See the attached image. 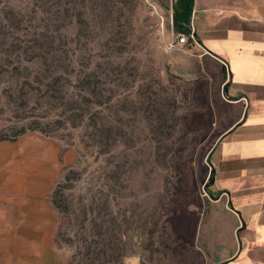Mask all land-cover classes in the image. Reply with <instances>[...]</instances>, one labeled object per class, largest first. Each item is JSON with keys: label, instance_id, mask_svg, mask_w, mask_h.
<instances>
[{"label": "rangeland", "instance_id": "obj_1", "mask_svg": "<svg viewBox=\"0 0 264 264\" xmlns=\"http://www.w3.org/2000/svg\"><path fill=\"white\" fill-rule=\"evenodd\" d=\"M150 0H0V264H198L217 133Z\"/></svg>", "mask_w": 264, "mask_h": 264}, {"label": "crops", "instance_id": "obj_2", "mask_svg": "<svg viewBox=\"0 0 264 264\" xmlns=\"http://www.w3.org/2000/svg\"><path fill=\"white\" fill-rule=\"evenodd\" d=\"M150 1L173 25L175 10L191 7L181 23L197 42L174 38L169 67L204 88L217 133L202 204L185 225L198 264H264V0Z\"/></svg>", "mask_w": 264, "mask_h": 264}, {"label": "trees", "instance_id": "obj_3", "mask_svg": "<svg viewBox=\"0 0 264 264\" xmlns=\"http://www.w3.org/2000/svg\"><path fill=\"white\" fill-rule=\"evenodd\" d=\"M182 1H188V4L190 3V0H182ZM190 6L184 5L182 7V11L178 12L175 10L174 14V28L178 33H186L188 32V25L181 23V20L186 21L188 19V16L190 15ZM3 138H0V141H2Z\"/></svg>", "mask_w": 264, "mask_h": 264}, {"label": "built area", "instance_id": "obj_4", "mask_svg": "<svg viewBox=\"0 0 264 264\" xmlns=\"http://www.w3.org/2000/svg\"><path fill=\"white\" fill-rule=\"evenodd\" d=\"M177 42L178 43H186L189 38L193 39L195 42H197V38L195 36V31L193 27L191 26L190 31L187 33H178L177 34ZM227 65V64H226Z\"/></svg>", "mask_w": 264, "mask_h": 264}]
</instances>
